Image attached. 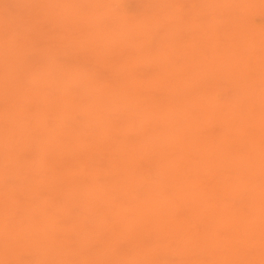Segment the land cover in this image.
Masks as SVG:
<instances>
[{"label":"rangeland","instance_id":"374dc122","mask_svg":"<svg viewBox=\"0 0 264 264\" xmlns=\"http://www.w3.org/2000/svg\"><path fill=\"white\" fill-rule=\"evenodd\" d=\"M263 118L264 0H0V264H264Z\"/></svg>","mask_w":264,"mask_h":264},{"label":"bare ground","instance_id":"6f19581e","mask_svg":"<svg viewBox=\"0 0 264 264\" xmlns=\"http://www.w3.org/2000/svg\"><path fill=\"white\" fill-rule=\"evenodd\" d=\"M261 110H262V109H261ZM261 117H262V115H261ZM263 119H264V118H263ZM261 129H262V128H261ZM260 133H261V132H260ZM263 133H264V132H263ZM261 136H262V134H261ZM263 136H264V135H263ZM259 137H260V136H259ZM259 137H258V138H259ZM195 148H196V147H195ZM195 148H194V150H195ZM261 149H262V148H261ZM256 151H258V150L256 149ZM256 151H255V152H256ZM259 152H261V151H260V148H259V151L256 152V153L259 154ZM206 153H207V152L205 151V154H206ZM256 153H255V155H256ZM258 154H257V157H259ZM202 155H203V154H202ZM204 157H205V155H204ZM261 158H262V156H261ZM261 158H260V159H261ZM263 160H264V159H263ZM263 160H262V161H263ZM260 162H261V161H260Z\"/></svg>","mask_w":264,"mask_h":264}]
</instances>
